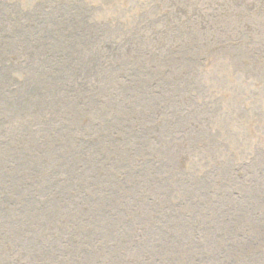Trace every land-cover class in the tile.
Returning <instances> with one entry per match:
<instances>
[{"label": "rangeland", "instance_id": "obj_1", "mask_svg": "<svg viewBox=\"0 0 264 264\" xmlns=\"http://www.w3.org/2000/svg\"><path fill=\"white\" fill-rule=\"evenodd\" d=\"M242 1L0 0V264H264Z\"/></svg>", "mask_w": 264, "mask_h": 264}, {"label": "bare ground", "instance_id": "obj_2", "mask_svg": "<svg viewBox=\"0 0 264 264\" xmlns=\"http://www.w3.org/2000/svg\"><path fill=\"white\" fill-rule=\"evenodd\" d=\"M262 1H264V0H261V2ZM226 3H230L229 5H230V7H231V9H233V8H238V5L239 4H242L243 3V1L242 0H226ZM232 12V11H231ZM182 13V12H181ZM233 15V13H229L228 11L226 12V16H232ZM237 19H236V23L237 24H239L238 22H241V19L240 18H242L243 19V16H241V14H239V16H237L236 17ZM264 20V19H263ZM196 24V23H195ZM200 26V25H199ZM256 26V25H255ZM249 29H251V27L250 26H247V25H244V30H243V32L244 31H246V30H249ZM259 28H258V25H257V27H255V30L257 31ZM264 30V22H263V26H262V31ZM203 31V30H202ZM259 31V30H258ZM241 32V31H240ZM232 35V36H231ZM236 35H238V31L237 30H234V31H228L226 34H223V35H220V34H218L217 33V35H215V37H214V40L216 41V40H218V41H226L225 43H230V42H234L235 41V39H236V37L234 38V40H232V37L233 36H236ZM222 43H224V42H220L219 44H222ZM171 44V43H170ZM206 46V45H205ZM214 49V48H213ZM212 55V54H211ZM214 59V58H213ZM244 65L245 66H248L249 65V63H244Z\"/></svg>", "mask_w": 264, "mask_h": 264}]
</instances>
